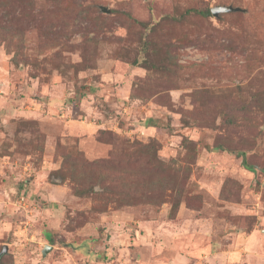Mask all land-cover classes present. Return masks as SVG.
Wrapping results in <instances>:
<instances>
[{
    "label": "rangeland",
    "instance_id": "rangeland-1",
    "mask_svg": "<svg viewBox=\"0 0 264 264\" xmlns=\"http://www.w3.org/2000/svg\"><path fill=\"white\" fill-rule=\"evenodd\" d=\"M263 101L264 0H0V264H264ZM110 133L189 171L95 211Z\"/></svg>",
    "mask_w": 264,
    "mask_h": 264
},
{
    "label": "trees",
    "instance_id": "trees-1",
    "mask_svg": "<svg viewBox=\"0 0 264 264\" xmlns=\"http://www.w3.org/2000/svg\"><path fill=\"white\" fill-rule=\"evenodd\" d=\"M185 11L186 13L192 12L202 18L212 16L210 8H188ZM152 28L143 36L145 40V44L142 47L143 50L147 49L145 47L147 44L150 45L153 43L152 40L146 42V38L152 35ZM152 51L154 52V50ZM134 63H137V61ZM160 64H162L164 70L169 69L163 62H160ZM258 105L264 110V101L259 102ZM101 133L103 134L104 132ZM102 134L99 135V140L112 145L106 158L88 161L79 151L70 152L67 155L64 154L61 156L62 164L70 163L67 168H60H64L70 177L73 183V194L78 197H90L95 201L97 200L99 205L94 204L92 206V209L95 211H105V207L103 206L111 201L118 205L131 204L133 201L132 189H136L142 182L147 184L145 182V175H149V172L152 174V181L158 183L159 186L164 187L168 185L170 187H176L179 185L175 182L179 174L182 173L181 177H185L187 171H189V167L187 169H181L180 167L170 166L169 163L160 160L157 156V151L160 146L155 140L147 143L121 140V142L115 143V139L111 136V133L104 138H102ZM128 146H131L132 152L126 154V157L121 158L123 149ZM242 163L245 168L249 170L253 169L244 159ZM169 177L171 180L167 184ZM107 178L111 179L110 183H106ZM96 185H99L101 191L95 190ZM106 190L117 193L118 198L105 196Z\"/></svg>",
    "mask_w": 264,
    "mask_h": 264
},
{
    "label": "water",
    "instance_id": "water-1",
    "mask_svg": "<svg viewBox=\"0 0 264 264\" xmlns=\"http://www.w3.org/2000/svg\"><path fill=\"white\" fill-rule=\"evenodd\" d=\"M101 11L103 12H109V10H107L104 7L100 8ZM240 10L238 7H232L230 5L225 6V5H217V6H213L210 7V12L213 16L217 17L219 13L221 12H235ZM263 186H264V180H263ZM51 249L50 245H45L44 248L42 249V255H45L47 253L48 250ZM6 252V247L3 248L2 253Z\"/></svg>",
    "mask_w": 264,
    "mask_h": 264
}]
</instances>
